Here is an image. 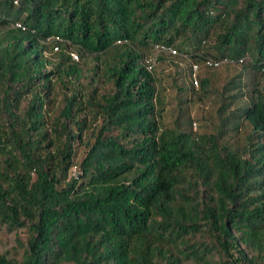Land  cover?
Instances as JSON below:
<instances>
[{
	"label": "trees",
	"instance_id": "1",
	"mask_svg": "<svg viewBox=\"0 0 264 264\" xmlns=\"http://www.w3.org/2000/svg\"><path fill=\"white\" fill-rule=\"evenodd\" d=\"M160 45L221 61L212 129L184 84L163 122ZM0 233V264H264V0H0Z\"/></svg>",
	"mask_w": 264,
	"mask_h": 264
},
{
	"label": "rangeland",
	"instance_id": "2",
	"mask_svg": "<svg viewBox=\"0 0 264 264\" xmlns=\"http://www.w3.org/2000/svg\"><path fill=\"white\" fill-rule=\"evenodd\" d=\"M125 49L124 44H115L108 50L98 54L97 56L101 60H108L113 61L123 50ZM71 52H75L78 54V51L74 47L72 50L66 49L62 46V50L59 52H53V54H46L47 59L49 62L52 63H59L61 62L62 66H66L71 61L69 59V55ZM50 53V52H49ZM79 56V60L85 67H91L94 64H97L98 60H96L92 55H84L83 57ZM172 62H163L158 63L155 66L156 74L159 77V96L162 97L164 102V111H163V122L166 124H170L171 121L176 116L177 110V98H178V91L177 86L184 84L185 87L188 88L187 92L189 93L190 100L188 104L183 106H188V110L190 112L191 117L194 120L193 123V130L201 131V130H210L213 128V125L216 124V107L218 104V98L216 96V92H211L205 94L202 92L200 86L198 88H194L190 91V83L188 77V66L190 64V60L179 56L177 58L169 59ZM209 70L202 69L200 74L205 75ZM176 84L172 80L177 74ZM215 72L216 75V82L222 83L224 82L225 78L231 76L234 73V69L230 67L228 70L225 68L212 70ZM209 76H214V74L208 73ZM185 75L186 78L180 77ZM214 89V88H212ZM76 174L75 169H71L70 175ZM13 245L12 234H3L0 233V249H5Z\"/></svg>",
	"mask_w": 264,
	"mask_h": 264
},
{
	"label": "built area",
	"instance_id": "3",
	"mask_svg": "<svg viewBox=\"0 0 264 264\" xmlns=\"http://www.w3.org/2000/svg\"><path fill=\"white\" fill-rule=\"evenodd\" d=\"M14 4L18 3V0H13ZM12 26L16 28H23L22 24L20 21H14L12 22ZM46 42L49 43L50 47L52 48L53 52L59 51L61 43H63V40L60 36L58 35H52L47 37ZM120 41L118 40L116 44H119ZM159 52H165L170 55H177L178 52L174 47H169V46H155L153 50V54L149 57V59L146 62L147 69L151 70L153 66L156 64V56ZM71 57L73 60H78L79 56L75 52L70 53ZM221 64V61L214 60L211 58H205L202 60L201 63H192L191 70L189 73V80L192 82L193 86L195 88L199 87V78H198V71L201 67L204 68H211V67H218ZM74 169V168H73Z\"/></svg>",
	"mask_w": 264,
	"mask_h": 264
}]
</instances>
